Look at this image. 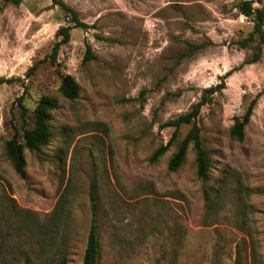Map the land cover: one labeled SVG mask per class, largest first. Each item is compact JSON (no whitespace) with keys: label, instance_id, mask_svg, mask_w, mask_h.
Segmentation results:
<instances>
[{"label":"rangeland","instance_id":"rangeland-1","mask_svg":"<svg viewBox=\"0 0 264 264\" xmlns=\"http://www.w3.org/2000/svg\"><path fill=\"white\" fill-rule=\"evenodd\" d=\"M60 1L87 24L65 43L70 15L53 0H0V264H81L92 188L98 264H264V17L262 39L242 0ZM251 5L264 15V0ZM43 95L52 136L17 173L5 142L22 141ZM197 103L172 136L163 124ZM193 123L206 178L192 143L167 168Z\"/></svg>","mask_w":264,"mask_h":264},{"label":"trees","instance_id":"trees-1","mask_svg":"<svg viewBox=\"0 0 264 264\" xmlns=\"http://www.w3.org/2000/svg\"><path fill=\"white\" fill-rule=\"evenodd\" d=\"M62 7L67 14L70 15L69 25L62 26L59 29V34L62 35V43L69 40L70 33L69 30L72 27H87V24L80 21L76 13L66 6L60 0H53ZM239 12L246 17H251L254 21L253 32L259 33L263 39L262 34V24H263V12L258 9H254L251 5V0H242L238 4ZM57 53V47H54L51 53L52 58L55 57ZM6 79L0 77V84L5 82ZM60 94L67 99H74L78 96L79 85L76 80L70 75L65 74L61 78L59 86ZM20 101V99H18ZM201 103H197L189 112L179 115L173 120H169L163 124V126H172L174 131L172 136H175L176 130L183 123H190L193 118L198 113V107ZM253 101L248 106L245 113L242 115L241 119H238L231 129V135L237 140H242L244 137V126L248 122L251 111H252ZM56 107V99L49 95H43L38 100L34 108V122L33 126L24 129L22 132V141H19L16 136L11 137L5 142V153L9 160L11 161L13 168L17 173H22L26 161L24 156V149L30 151H35L46 145L51 136L52 131L49 126L50 113ZM172 138V137H171ZM192 143V146L196 152V174L199 178H206L209 166V152L202 145V140L200 137V130L198 126L193 123L190 130L181 140L180 145L176 153L169 159L167 168L169 171L177 170L183 163L188 145ZM168 148V144L159 146L150 156L149 160L154 162L159 156H161ZM90 209H91V220L90 227L87 234V240L85 249L82 256L81 264H98L99 256V239H98V229H97V201L96 192L94 188L90 190ZM24 264H29L28 261ZM53 264H67V258L65 254H61L59 258ZM233 264H241L240 261L235 260Z\"/></svg>","mask_w":264,"mask_h":264}]
</instances>
